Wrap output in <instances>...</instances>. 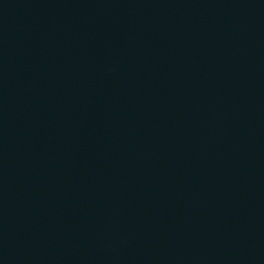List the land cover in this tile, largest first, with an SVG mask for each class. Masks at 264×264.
I'll return each instance as SVG.
<instances>
[{
	"label": "water",
	"instance_id": "95a60500",
	"mask_svg": "<svg viewBox=\"0 0 264 264\" xmlns=\"http://www.w3.org/2000/svg\"><path fill=\"white\" fill-rule=\"evenodd\" d=\"M0 264H264V0H0Z\"/></svg>",
	"mask_w": 264,
	"mask_h": 264
}]
</instances>
